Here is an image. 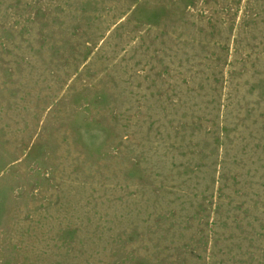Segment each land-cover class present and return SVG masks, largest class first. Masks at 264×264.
Wrapping results in <instances>:
<instances>
[{"label": "rangeland", "instance_id": "374dc122", "mask_svg": "<svg viewBox=\"0 0 264 264\" xmlns=\"http://www.w3.org/2000/svg\"><path fill=\"white\" fill-rule=\"evenodd\" d=\"M0 264H264V0H0Z\"/></svg>", "mask_w": 264, "mask_h": 264}]
</instances>
